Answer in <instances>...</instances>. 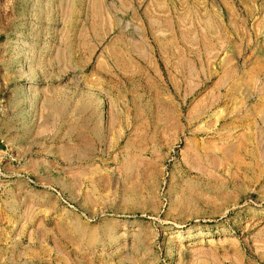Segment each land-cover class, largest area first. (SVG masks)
Returning <instances> with one entry per match:
<instances>
[{
	"label": "rangeland",
	"instance_id": "obj_1",
	"mask_svg": "<svg viewBox=\"0 0 264 264\" xmlns=\"http://www.w3.org/2000/svg\"><path fill=\"white\" fill-rule=\"evenodd\" d=\"M0 264H264V0H0Z\"/></svg>",
	"mask_w": 264,
	"mask_h": 264
}]
</instances>
